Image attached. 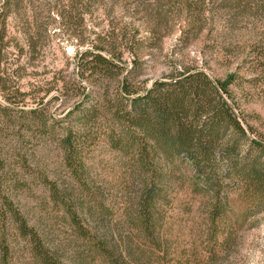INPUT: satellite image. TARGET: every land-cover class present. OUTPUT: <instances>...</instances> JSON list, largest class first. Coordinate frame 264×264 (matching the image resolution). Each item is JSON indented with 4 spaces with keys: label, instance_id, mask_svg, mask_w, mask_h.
Segmentation results:
<instances>
[{
    "label": "trees",
    "instance_id": "trees-1",
    "mask_svg": "<svg viewBox=\"0 0 264 264\" xmlns=\"http://www.w3.org/2000/svg\"><path fill=\"white\" fill-rule=\"evenodd\" d=\"M22 2L0 0V264L9 263V242L19 239L36 264H139L106 223L111 211L89 163L90 147L98 141L119 160L125 184L137 183L132 210L125 214L147 238L158 226V203L175 168L188 166L191 187L209 197L212 246L218 244L216 222L225 218L230 185L245 192L251 209H264V139L248 138L236 99V92H244L234 74L218 79L199 68L173 69L145 87L122 72L113 53L85 49L76 56V68L95 89L81 92L63 83L61 93L73 92L77 100L55 122L42 99L33 97L34 105L23 109L25 93L2 69L8 19ZM37 143L41 149L54 145L62 170L31 160ZM37 183L42 210L50 204L62 212L82 251L60 248L52 225H43L41 215L30 216L23 195Z\"/></svg>",
    "mask_w": 264,
    "mask_h": 264
},
{
    "label": "rangeland",
    "instance_id": "rangeland-1",
    "mask_svg": "<svg viewBox=\"0 0 264 264\" xmlns=\"http://www.w3.org/2000/svg\"><path fill=\"white\" fill-rule=\"evenodd\" d=\"M98 47L118 57L122 72L145 87L173 69L199 68L218 79L234 74L244 92H236V99L248 138L264 139V0H23L8 19L2 69L25 93L23 109L34 105L33 97L42 99L47 115L59 122L77 100L73 92L61 93L63 83L81 92L95 89L81 79L76 56ZM104 84L114 92L111 81ZM90 151L91 172L111 211L106 223L139 264H264V209H251L252 200L238 185L228 188V210L216 222L218 244L212 246L209 197L191 187L188 166L175 168L158 203V226L147 238L125 214L132 210L137 183L125 184L119 160L105 143L98 141ZM57 153L52 144L39 145L31 160L59 171ZM42 191L40 183L24 191L30 216L41 215L43 225H52L60 248L82 251L62 212L50 204L42 210ZM9 244L8 264H36L23 240Z\"/></svg>",
    "mask_w": 264,
    "mask_h": 264
}]
</instances>
